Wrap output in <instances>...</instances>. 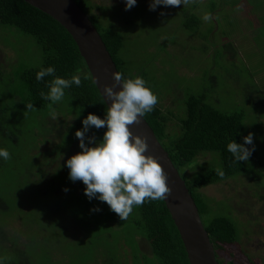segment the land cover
Wrapping results in <instances>:
<instances>
[{"label":"trees","instance_id":"16d2710c","mask_svg":"<svg viewBox=\"0 0 264 264\" xmlns=\"http://www.w3.org/2000/svg\"><path fill=\"white\" fill-rule=\"evenodd\" d=\"M75 1L90 16L93 24L100 32L119 72L125 78L143 77L151 90L157 95L158 103L153 111L146 113L144 117L186 181L187 187L199 208L205 228L215 246L219 264H236L237 260L231 251L234 247L241 246L244 236L242 237L239 234L236 221H234L232 216L216 212L217 206L215 203L218 201L211 199L202 189L241 175L253 180L254 175L250 174L251 165L257 163L260 167H264V162L260 159L261 155H264V147L260 146L264 141L261 143L258 137L255 140L253 135L255 150L249 159L247 161L234 162L232 154L227 150V144L232 140L237 143H244L243 137L248 135L245 131V111L234 110L227 112L221 110L213 103L212 96L210 98L207 92L187 95L183 105L176 106L177 111L171 107L163 106L161 103L163 96L153 90L148 71L143 68L132 67L125 58L123 52L125 40L121 31L113 23L106 24L102 15L93 13L96 10L104 11L105 6L99 5L93 0ZM209 2L212 5L210 11L213 13L214 11L216 12L222 0L219 2L217 0H189V4H193V10L187 14V19L183 23L184 27L194 30L203 26L199 21L198 12L202 5H206ZM250 2L254 4L253 7L264 6V2L260 1L259 3L251 0H234L229 5L235 8L234 12L242 13L246 16L243 17L246 21L248 15L255 18L252 15L253 13L249 11V9H252ZM262 19L264 21V18ZM235 21L232 22L235 24L243 22L238 18ZM255 23H259L256 18ZM0 24L15 27L24 34L35 38L42 56V63L34 67L24 65L20 69L8 71L0 63V148H6L10 153V159L6 161L0 159V179L5 183L6 180L18 182L15 179L18 178L20 182H23L22 184H28L27 187H21V191H24L22 204L25 209V207H28L27 199L33 201L34 198L42 194L43 189L46 188L49 182L50 184L56 182V179H51L52 181L49 182L46 181V169L44 170V167L37 166L39 158L37 154L33 153V150L38 147V143L48 142L50 140L49 136L53 135V140H61L63 144L68 145V149L62 148L67 150L65 153L67 157H71L70 153L74 148L81 150L80 141L75 135L77 130L73 131L69 129L68 125L65 126L66 117L64 119V116L55 115V119L58 121L56 124L53 118V113L55 112L53 111V103L43 100L40 96L42 91H48L47 82H50L53 77L45 76L42 81H38L36 73L41 68L51 65L56 69V76L69 79L73 75L80 76L81 84L79 86L73 84L70 88L65 89V96L75 104L74 109L79 117L77 120L78 129L83 128L82 121L89 113L104 118L108 107L94 83L88 66L72 36L49 14L39 10L25 0H0ZM231 25V23H227V26ZM236 26L238 28H234L233 33L242 29L240 28L242 25ZM217 27L219 26L217 25ZM229 33V29L224 33L222 32L223 37L219 41L217 39L218 36L214 34V27H211L207 30L206 38L211 39L213 37L216 42L215 47L228 53L230 60H232L231 62L235 63L241 44L236 42V40L235 44L233 41L231 42L229 40L231 34ZM218 41L219 43H217ZM11 68L13 67L10 65ZM255 93L260 95L259 92H254L250 94L249 98L255 99L256 104H258L263 99L261 101L256 97L258 94ZM260 97L263 98L262 95ZM29 103L34 105L32 109H27L26 105ZM172 120L175 121V125L178 128L175 133L169 131ZM106 130V125L99 129L93 126L85 134V142L88 143L87 137L91 136L95 137V142H99ZM54 131L55 133L52 134ZM42 136H44V139H41ZM89 146L94 145L89 144ZM246 147L252 148L253 145H246ZM57 149L61 148L57 147ZM20 156L23 157L20 159ZM204 156H210V159L201 164L200 160ZM20 162H23L28 167L24 168ZM67 168L66 166L60 167L59 170L61 171L59 172L65 171ZM189 170L192 173L189 174ZM220 172H223V175H220ZM57 174L58 172L55 176ZM74 184L75 187L73 186L72 188L64 187V190L67 189L69 192L68 194L59 198L55 197L54 199L59 208L61 206L57 199H60L64 205L71 206L74 214L72 213L73 215H71L67 211L62 212L59 209L57 217L61 218L62 224L66 223V226H69L67 221L70 218L77 220V224L85 230V233L94 224L93 226L97 228V233H91L90 237L92 238L88 242L96 244L94 248L99 246L98 243L107 246L109 243L117 244L121 242L124 245L132 237L133 240L136 238L135 245L144 254L145 260L150 255L155 257V262L150 264H190L180 233L164 200H147L142 205L134 206L128 218L121 220L106 202L98 201L96 198L89 200L84 191L86 185L82 181L77 180ZM48 190H51L50 187ZM4 193L0 192V212L6 215V213L13 212L15 208L10 205L12 198L8 193ZM30 204L32 202H29V206ZM95 208L100 210L94 211ZM55 213L48 214L52 218ZM86 220L89 221L88 225ZM80 221H82L81 224ZM109 221H119L120 225L118 224L117 228L114 229L113 226L107 223ZM120 226H123L124 229ZM119 228L123 232L129 233L130 237L126 239L125 243L122 239L127 237H122V234L118 235L116 232ZM67 230L70 234L69 228ZM2 231L0 226V237L4 236ZM87 235L89 237L88 232ZM94 238L99 241L92 242ZM140 239L149 245L150 253L142 250ZM56 241L62 243L60 236L56 237ZM78 244L80 246L83 245L81 241ZM127 245H124L125 248ZM22 250L19 248V252ZM220 251L227 252L232 259L225 261L222 259ZM115 258L116 255H113L111 259ZM125 258L128 259V254ZM246 259L239 261L242 264H257L249 255H246ZM35 260H37L36 255L31 256L29 251L27 254L22 251L19 263L33 264ZM120 260L122 261L111 264L131 263L129 260L126 261L122 258ZM136 264L140 263L137 262Z\"/></svg>","mask_w":264,"mask_h":264},{"label":"rangeland","instance_id":"374dc122","mask_svg":"<svg viewBox=\"0 0 264 264\" xmlns=\"http://www.w3.org/2000/svg\"><path fill=\"white\" fill-rule=\"evenodd\" d=\"M93 1L105 6L104 11L96 10L93 13L102 15L106 24L113 23L121 31L125 40L123 49L125 58L132 67L148 71L153 90L163 96L161 99L163 106L177 111L176 106L183 105L187 95L207 92L210 98L212 96L213 103L221 110L227 112L244 110L246 133H253L254 139L258 137L261 143L264 141V21L262 19L264 6L253 7L254 4L250 2L252 9L249 11L259 21L256 24L255 18L250 15L245 21L243 17L246 16L234 12L235 8L229 5L234 0H222L213 13L210 11L212 5L209 2L210 4L202 5L199 14L197 13L204 27L189 30L183 23L187 19V14L193 10V4L167 7L159 5L156 10H150L151 0H137L135 6L125 10L126 0ZM251 1L264 2V0ZM260 10L261 12L258 13ZM205 13L211 14L209 21L203 20ZM234 18L243 22L235 24L232 22L235 21ZM228 22L233 26H227ZM236 25H242L240 28L243 30L233 33V29L238 28ZM211 27H214V34L218 36L219 41L222 40V32L229 29L231 34L229 40L234 44L235 40L241 44L235 63L231 62L228 53L215 47L216 42L213 37L206 38L207 30ZM0 63L8 71L20 69L24 65L37 66L42 63L40 47L32 36L24 34L15 27L0 24ZM10 65L13 68L10 69ZM254 92L262 95L263 98L255 93L261 101L263 99L262 102L256 104L255 99L249 98ZM74 105L65 95L61 101L53 104L55 115L64 116V119L66 117L65 126L68 125L73 131L78 130L79 119ZM54 122L57 124L58 121L54 119ZM169 131L172 133L178 131L174 120L170 122ZM54 133L55 131L52 134ZM49 138L46 143L39 142L33 153L39 158L37 166L46 169L45 180L49 182L52 181L51 179H56V182L54 184L47 182V186L44 184L46 188L33 201L27 199V208L24 209L22 204L24 191L21 189L28 184H22L23 182L18 178H15L18 182L6 180L5 183L0 179V192L9 194L12 198L10 205L16 209L6 215L0 212V226L5 236L0 237L2 264H20L22 251L26 254L29 251L31 256L36 255L37 260L33 264H111L121 262V258L129 260L130 264L154 263L155 257L147 255L148 259L145 260L144 254L135 245L136 238L133 240L129 233L123 232L120 228L116 232L118 235L122 234V237H127L122 239L124 243L130 237L127 240L128 245L124 244L127 245L126 248L121 242L109 243L107 246L98 243L99 246L94 248L96 244L88 243L92 238L91 233H97L94 224L86 233L75 219L70 218L67 221L69 226H66V223L62 224L61 218L57 217L59 209L71 215L74 213L71 206L64 205L60 199H57L61 206L59 208L54 199L68 194L64 187H75V182L69 178V168L59 172L60 167H67L66 161L70 157L65 153L69 148L68 145L63 144L61 140H53V135ZM41 139H44V136ZM263 145L264 143L260 146L264 147ZM80 151L74 148L70 156ZM22 157L20 156V159ZM209 159L210 156H204L200 163H205ZM260 159L264 162V155H261ZM20 164L24 168L28 167L23 162ZM188 172L192 173L190 170ZM250 174L254 175L253 180L241 175L202 189L211 199L218 201L215 203L216 212L232 216L239 234L244 236L240 248L236 246L231 251L237 260L236 264H242L239 260H247L246 255L257 264H264V245L259 243L260 241L264 243V167H260L257 163L251 165ZM49 187L51 190H48ZM29 202H32L30 206ZM52 212L56 213L51 218L48 213ZM86 223L88 225L89 221L86 220ZM107 223L114 229L118 224L120 225L119 221ZM57 236H60L62 243L56 241ZM140 240L142 250L150 253L149 245L144 240ZM79 241L82 246L78 244ZM96 241L99 240L95 238L92 240V242ZM19 248L23 250L19 252ZM127 254L128 259L125 258ZM113 255H116V258L112 260ZM220 255L225 261L232 259L225 251H220Z\"/></svg>","mask_w":264,"mask_h":264},{"label":"clouds","instance_id":"9594fccd","mask_svg":"<svg viewBox=\"0 0 264 264\" xmlns=\"http://www.w3.org/2000/svg\"><path fill=\"white\" fill-rule=\"evenodd\" d=\"M136 3L137 0H126L125 10H130ZM188 3L189 0H151L149 8L156 10L159 5L167 7ZM202 18L209 21L211 14L205 13ZM55 72V67L50 65L36 73L38 81H42L45 76L53 77L47 82L48 91L40 93L43 100L53 104L63 99L65 89L73 84H81L79 75H73L69 79L56 76ZM118 87L119 90H116ZM103 100H111L105 117L89 113L83 119V128L75 133L80 141L81 151L72 155L66 165L69 168V178L73 182L80 180L86 185L84 191L89 200L96 198L106 202L121 220H125L134 206L142 205L147 200H165L172 191L166 182L167 174L161 163L153 155L145 154L149 149L148 138L134 134L129 128L130 124L139 123L141 117L153 111L158 97L143 77L125 78L122 73L114 72L113 83L104 85ZM26 107L32 109L34 105L29 103ZM53 118L55 119V113ZM105 125L107 130L99 142H95L94 136L87 137L88 143L85 142V134L93 126L99 129ZM253 135L250 132L244 136V143L232 140L227 144L234 162L249 159L255 150ZM0 159H10L6 148H0ZM219 174L223 175V172Z\"/></svg>","mask_w":264,"mask_h":264},{"label":"water","instance_id":"95a60500","mask_svg":"<svg viewBox=\"0 0 264 264\" xmlns=\"http://www.w3.org/2000/svg\"><path fill=\"white\" fill-rule=\"evenodd\" d=\"M25 1L49 14L69 32L103 98L104 85L112 84L113 73L119 70L90 16L75 0ZM105 103L109 107L111 100ZM129 128L134 134L148 138L149 149L145 154L156 157L167 174L166 182L172 191L164 202L180 233L190 264H219L215 246L205 228L199 208L168 151L144 116L139 123L130 124Z\"/></svg>","mask_w":264,"mask_h":264},{"label":"flooded vegetation","instance_id":"af4514ba","mask_svg":"<svg viewBox=\"0 0 264 264\" xmlns=\"http://www.w3.org/2000/svg\"><path fill=\"white\" fill-rule=\"evenodd\" d=\"M262 246L264 245V243L262 241L259 242Z\"/></svg>","mask_w":264,"mask_h":264}]
</instances>
